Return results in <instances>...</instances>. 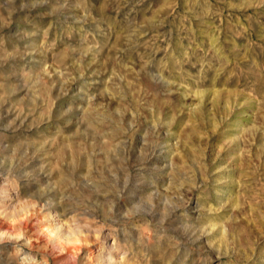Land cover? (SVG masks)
Instances as JSON below:
<instances>
[{
    "label": "rangeland",
    "instance_id": "rangeland-1",
    "mask_svg": "<svg viewBox=\"0 0 264 264\" xmlns=\"http://www.w3.org/2000/svg\"><path fill=\"white\" fill-rule=\"evenodd\" d=\"M108 257L264 264V0H0V264Z\"/></svg>",
    "mask_w": 264,
    "mask_h": 264
},
{
    "label": "bare ground",
    "instance_id": "bare-ground-1",
    "mask_svg": "<svg viewBox=\"0 0 264 264\" xmlns=\"http://www.w3.org/2000/svg\"><path fill=\"white\" fill-rule=\"evenodd\" d=\"M5 228H6V230H10L11 229V233H12V228H11V226L10 225H5ZM9 232V233H10ZM16 234V233H15ZM16 235H18V234H16ZM19 236V235H18ZM78 240V239H77ZM74 247H76V245H74L73 243H71V244H68L67 245V247H66V249L68 250V249H70V248H74ZM78 247V246H77ZM91 262V261H90ZM106 262H107V264L108 263H110V262H113L112 261V259H110L109 257L107 258V260H106ZM90 264V263H89ZM112 264V263H111Z\"/></svg>",
    "mask_w": 264,
    "mask_h": 264
}]
</instances>
